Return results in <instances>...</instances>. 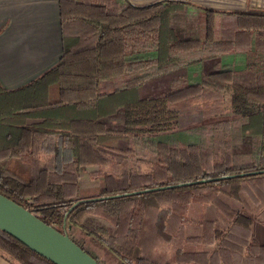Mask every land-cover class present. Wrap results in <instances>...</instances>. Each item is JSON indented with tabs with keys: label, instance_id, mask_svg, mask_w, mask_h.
<instances>
[{
	"label": "trees",
	"instance_id": "1",
	"mask_svg": "<svg viewBox=\"0 0 264 264\" xmlns=\"http://www.w3.org/2000/svg\"><path fill=\"white\" fill-rule=\"evenodd\" d=\"M58 4V64L15 91L0 87V195L59 233L67 226L84 230L86 216L104 220L115 229L112 236L99 230L87 235L122 264H264V245L251 230L254 220L264 222V148L245 159L153 138L173 130L183 104L219 119L228 98L242 126L262 131L264 113L255 103L264 106V14L214 12L211 31L199 17L194 39L178 31L187 21L184 2ZM232 53L256 62L243 70L220 66L201 83L171 76L182 57ZM144 73L152 81L167 78L144 91ZM225 88L233 91L230 97ZM117 113L122 130L112 133L105 119ZM123 141L126 150L119 148ZM134 141L142 143V156ZM110 153L136 166L117 163ZM11 159L29 167L28 182L6 169ZM88 167L97 170L87 173ZM208 206L214 221L205 218ZM0 250L14 264H52L1 231Z\"/></svg>",
	"mask_w": 264,
	"mask_h": 264
},
{
	"label": "crops",
	"instance_id": "2",
	"mask_svg": "<svg viewBox=\"0 0 264 264\" xmlns=\"http://www.w3.org/2000/svg\"><path fill=\"white\" fill-rule=\"evenodd\" d=\"M165 1L186 3L187 18L190 11L194 12L197 17L196 23L199 17H205L207 24L209 21L213 23L214 12L264 14V0H123L136 7ZM61 55L62 33L58 0H0V87L2 89L15 91L25 87L53 69ZM146 56L141 54L138 57ZM224 65H230L235 70H243L246 64L241 63L235 67L231 64ZM6 169L25 182L30 180L29 167L16 159L9 160ZM96 170V167H88L86 172L91 173ZM220 198L231 209L241 210L240 205L233 199L223 195H220ZM205 218L209 221L216 219L215 209L212 206L205 209ZM82 227L85 241L94 239L93 236L87 235V231L99 230L100 233L107 232L110 236L115 232L110 224L91 216L84 217ZM251 230L255 240L260 245H264V222L254 220ZM95 244L98 251L101 250L112 258V262L117 261L118 264H122L120 259L105 246L100 243ZM0 264L14 263L0 250Z\"/></svg>",
	"mask_w": 264,
	"mask_h": 264
},
{
	"label": "rangeland",
	"instance_id": "3",
	"mask_svg": "<svg viewBox=\"0 0 264 264\" xmlns=\"http://www.w3.org/2000/svg\"><path fill=\"white\" fill-rule=\"evenodd\" d=\"M196 15L194 12L188 13L186 25L181 30L178 29L179 34L187 38H196L198 36L199 26L196 23ZM208 30L213 28L212 21H209ZM197 30V32H196ZM256 62V61H255ZM254 56L249 55H208L200 54L194 57H182L171 67V76H177L188 83L204 82L207 76L216 68L224 64H231L238 66L241 63L254 64ZM154 73V71L152 72ZM144 77L150 75L144 73ZM161 75H158V77ZM170 76V75H169ZM144 79V91L152 90L157 85H162L166 78L155 79L153 77ZM113 79V78H111ZM115 79V78H114ZM225 93L230 97L233 94L232 90L225 88ZM255 108L264 113V106L255 103ZM122 115L117 113L114 116L105 119L107 126L113 128L112 133L120 132L122 130ZM239 117L232 111V106L229 98L225 102V112L223 117L219 119H206L201 115V110L190 104H183L182 110L179 113L177 125L173 130L165 133H159L153 138L155 141H164L171 145H189L196 144L212 149L214 152L222 153L231 151L240 155L245 159H254L264 148V123L260 133H253L249 127L246 129L239 121ZM228 122L227 125H221L220 122ZM133 141V140H132ZM129 144L125 141L119 143V148L126 150ZM133 150L140 156L144 154L142 143L134 141ZM110 155L117 163L124 164L130 168L135 167L136 164L122 155ZM147 165H145L146 167ZM236 202V201H235ZM66 233L71 239H74L85 250L94 255L101 264H118L112 262V258L103 251H98L95 247L96 239H89L85 241L83 229L79 227H66ZM93 240V241H92ZM95 241V243H94ZM88 242V243H87ZM94 243V244H92ZM93 246V247H92ZM137 255V253H136ZM115 256V255H114Z\"/></svg>",
	"mask_w": 264,
	"mask_h": 264
},
{
	"label": "water",
	"instance_id": "4",
	"mask_svg": "<svg viewBox=\"0 0 264 264\" xmlns=\"http://www.w3.org/2000/svg\"><path fill=\"white\" fill-rule=\"evenodd\" d=\"M0 231L52 264H99L75 244L66 232L59 233L2 195Z\"/></svg>",
	"mask_w": 264,
	"mask_h": 264
}]
</instances>
